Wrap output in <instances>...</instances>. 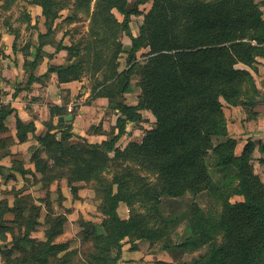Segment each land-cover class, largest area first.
Returning a JSON list of instances; mask_svg holds the SVG:
<instances>
[{
  "label": "rangeland",
  "instance_id": "rangeland-1",
  "mask_svg": "<svg viewBox=\"0 0 264 264\" xmlns=\"http://www.w3.org/2000/svg\"><path fill=\"white\" fill-rule=\"evenodd\" d=\"M48 1L58 13L51 30L45 25L42 14H38L42 13L43 2ZM98 2L105 5L104 10H96ZM126 2L132 11L127 17V28L129 25L131 33L138 36L144 17L152 7V0ZM260 7L264 11V4ZM28 11L38 19L35 25L28 26L25 22L29 21ZM108 12L112 13L110 21H104L103 14ZM127 28L125 14L107 6L105 0H0V33L20 31L23 44L27 37L28 41L31 40L33 33L48 32L49 38L45 41L50 42L45 49L54 50L51 46L60 43L66 47L59 57L62 61L81 63L78 77L71 81L74 104L72 109H68V114L74 117L70 142L76 146L77 154L83 157L80 165L91 157L86 149H81V145L117 136L116 145L124 151L131 144H143L148 130L155 126L156 117L147 108L138 109L134 119H127L124 132H120L117 126V116L121 113L118 106L121 103L138 105L141 97L140 69L129 62L133 42ZM253 44L260 48L255 61L249 65L243 62L235 64V68L245 70L249 76L240 81L230 102L222 99L227 130L224 136H213L204 158L210 176L208 188L187 190L178 196L160 194L157 198L156 194L162 190L166 178L151 156L127 154L112 159L100 158L97 159L100 167L93 174H81L62 166L48 175L35 170L31 157L21 158L24 167L31 172L0 170V201L7 200L12 209L3 214L6 223L0 227V264H105L95 257L100 253H108L111 258H116L114 264H122L124 247L135 250L142 240L149 244L150 250L182 247L172 255L173 263L186 264L205 254L211 243H223V231L215 227L211 231V239L202 241L200 247L182 244L189 222L187 215L195 205L209 215L213 212L217 222L226 211L225 201L236 203L245 199L240 193L241 181L237 175L240 166L233 160L222 161L232 152L231 149L236 156L247 152L249 171L264 184V42L257 44L253 40ZM0 56H6V53L0 52ZM146 58V55H141L137 63L143 64ZM131 67L130 83L121 93V78L118 79L115 73ZM251 98L255 101L249 103ZM53 123L58 124L56 118ZM45 131L46 126H43L42 134ZM254 132L260 134L253 135ZM57 137H61L60 131ZM220 143L228 147L217 150ZM130 150L136 151L132 147ZM46 153H43L44 157ZM6 161L8 166L12 165V159ZM110 190L113 194L121 191L126 199L118 202V215L125 220L132 215L145 219L147 224L142 221L144 226L140 229L145 227L154 232L151 238L126 236L120 241L121 250L109 242L103 221L109 197L106 192ZM18 191H21L20 196L29 195L27 206L22 207L23 203L15 205ZM21 212L25 216L17 220ZM27 231H30L29 240L20 241Z\"/></svg>",
  "mask_w": 264,
  "mask_h": 264
},
{
  "label": "trees",
  "instance_id": "trees-1",
  "mask_svg": "<svg viewBox=\"0 0 264 264\" xmlns=\"http://www.w3.org/2000/svg\"><path fill=\"white\" fill-rule=\"evenodd\" d=\"M105 1L110 8H117L125 14L127 28V17L132 11L126 0ZM148 1L140 0L141 3ZM261 4H264V0H152V7L144 17L138 36L131 33L129 25L127 28L133 42L129 62L138 66L141 74L140 103H121L118 106L121 113L117 116V126L120 132H124L127 119H134L138 109L152 111L156 117L155 126L148 130L143 144H131L130 148L136 150L134 152L130 148L121 151L116 145L118 137L113 136L101 142L81 145V149H86L91 157L80 165L83 157L77 154L76 146L70 142L73 122L53 123L56 116L67 115L68 108L54 105L50 107V119L44 121L46 131L37 136L40 147L32 155L35 170L48 175L67 166L74 172L93 174L101 164L97 163V159L134 154L145 158L151 156L159 164L166 179L162 190L156 194L157 198L160 194L178 196L187 190L208 188L210 176L204 158L213 136H224L227 130L222 99L230 102L236 95L240 81L249 76L245 70L235 68V64H252L260 51L253 40L257 44L264 42V11ZM42 5L45 25L51 30L58 13L51 7V1ZM104 7L103 3L98 2L96 10H104ZM103 15L104 21H110L111 12ZM48 38V32L39 33L40 44L36 48L32 66L46 53L44 46L50 42L45 41ZM56 48L58 51L66 49L60 43ZM146 48L148 51H145ZM141 55L147 56L143 64L137 63ZM80 67L81 63L75 61L66 65L50 64L49 71L43 76L56 72L60 82H71L78 77ZM132 69L115 73L118 79L121 78V93L130 83ZM103 93L109 95L105 91ZM253 101L255 99L251 98L249 103ZM14 110L3 106L0 116L5 117ZM17 129L19 140L25 141L28 132H34L36 127L34 123H26L18 118ZM58 131L61 132L60 138L57 137ZM223 147L227 148L228 145L220 143L217 150ZM231 151L222 161L233 160L240 166L237 175L241 181L240 193L245 199L236 203L225 201L226 211L217 222L214 221L213 212L211 216L198 205L189 211L183 245L196 244L200 247L202 241L211 239V231L215 227L223 231L224 241L221 244L211 243L205 254L186 264H264V184L249 171L247 152L236 156L233 149ZM44 152H47L46 157L43 156ZM218 154L221 156L219 151ZM2 168L0 164V170ZM9 170L25 174L31 172L19 159L13 160ZM20 193L17 192L15 205L23 203L22 207L27 206L25 203L29 195L20 196ZM107 193L109 197L103 226L110 243L121 250L120 241L126 236L147 239L154 235L145 227L140 229L144 226L142 221H145L140 216L132 215L125 220L118 215V202L124 199L121 191L113 194L110 190L106 196ZM104 200H107L106 197ZM9 210L12 209L7 200L0 201V227L5 225L3 214ZM21 215L17 216V220L25 216L22 212ZM29 232L20 241L29 240ZM95 257L105 264H114L116 260L108 253Z\"/></svg>",
  "mask_w": 264,
  "mask_h": 264
},
{
  "label": "crops",
  "instance_id": "crops-1",
  "mask_svg": "<svg viewBox=\"0 0 264 264\" xmlns=\"http://www.w3.org/2000/svg\"><path fill=\"white\" fill-rule=\"evenodd\" d=\"M28 15L30 19L25 21L26 24L35 25L38 19H34L31 11H28ZM40 32L31 34V40L28 41L27 37V42L23 44L20 41V31L9 30L7 34L0 33V52L6 53V56H0V113L3 106L15 109L5 117L0 116V164L3 168L10 167L6 161L8 158L9 161L12 159V163L14 159L19 158L32 159L33 152L40 147L37 136L42 133L43 126L45 127L44 121L51 117V106L60 105L72 109L74 104L72 82H60L56 72L43 76L49 71L50 64L66 65L70 62L59 58L64 50L58 51L54 45L51 46L54 50L45 49V45L46 53L43 58L38 59L35 66L31 65L35 60L36 48L40 44ZM260 100H263V97ZM59 117H55L57 121H60ZM18 118L26 123H34L36 127L34 132H28L25 141H20L17 136ZM255 134L260 133L254 132L253 135ZM18 154L19 158L16 157ZM148 246L143 240L135 250L125 246L122 264H174L172 255L182 250V247L150 250Z\"/></svg>",
  "mask_w": 264,
  "mask_h": 264
},
{
  "label": "water",
  "instance_id": "water-1",
  "mask_svg": "<svg viewBox=\"0 0 264 264\" xmlns=\"http://www.w3.org/2000/svg\"><path fill=\"white\" fill-rule=\"evenodd\" d=\"M72 119H73V116L71 114H67V115L59 117L60 121H71Z\"/></svg>",
  "mask_w": 264,
  "mask_h": 264
}]
</instances>
